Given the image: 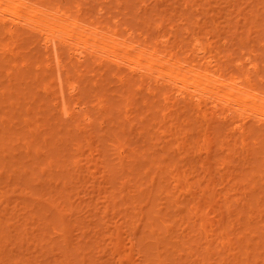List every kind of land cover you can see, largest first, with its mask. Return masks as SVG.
<instances>
[{"label":"rangeland","instance_id":"obj_1","mask_svg":"<svg viewBox=\"0 0 264 264\" xmlns=\"http://www.w3.org/2000/svg\"><path fill=\"white\" fill-rule=\"evenodd\" d=\"M39 1H42L43 4H47V1L59 2L63 6H68L67 8L72 12L78 5H81V17L86 18L84 20L89 18L88 20H94L103 26L111 25L115 19L119 20L118 28L122 34L127 31L125 29L130 28L138 34L135 41L142 42L143 38H148L149 46L152 48L159 47V44H156L159 34L170 36L171 41L174 40V35H169L168 22L164 23L161 30L155 28V23L151 29L149 28L150 30L144 23H140L145 19L144 16L149 14L150 9H152L153 16L154 14H157L156 17L166 15L174 24L180 23V12H183L184 9L187 11V8L182 7L186 0ZM197 1L203 5L201 7L203 9L188 7V10L196 11L195 17H198L199 12L210 13L213 17L208 14L203 21L206 23L210 18L212 19V23L207 22L208 28H211L214 25L213 21L220 16L214 13L223 12L224 16H220L221 18L217 20L222 24L220 26H223V29L220 28L222 30L221 33H218L220 36L215 39L222 41V37L228 38V44L221 48L225 55L230 54L233 59L237 60L242 58V52L249 51L251 45L257 44L256 47H258L260 34L264 35L262 32L264 26L258 22L261 19L264 22V14H261L264 13L262 1H258L259 6L260 3L262 5L261 7H257L258 3L254 0H226L228 4L225 0H209L208 3L206 0H193L194 4L192 2L188 6H196ZM218 1H224V3H218ZM231 1L234 2L231 3ZM241 1L243 2L241 3ZM245 1L247 3L250 1V4H246ZM237 2L239 8L244 4L248 5L245 10L244 7L242 9L247 15L251 14L249 8L256 10L251 15H254V21L256 19L262 27L249 34V38L251 35L255 36L256 32L258 34L253 38L251 36L252 40L249 41V45L241 44L236 37L247 38L248 34H244V29L254 22L244 23L243 20V22L239 20V13H235V10L238 9ZM206 3L209 6L205 5ZM235 4L237 5L236 9ZM192 7L194 8V6ZM259 8H262L261 13ZM229 11L232 12L229 13ZM143 13H145L144 16H142ZM242 13L240 12L241 19L246 15L242 16ZM259 13L261 15L257 16ZM202 14L199 15L204 19ZM228 14L231 15L230 18L233 19L232 16H234V19L239 21L235 23L234 19H231L234 23H230ZM149 16L153 17L151 12ZM191 17H193V13ZM248 19L251 20L249 16ZM191 20H194V17ZM215 23L217 24L216 21ZM140 24H144L147 28ZM220 26L218 23V27ZM8 27L7 25L2 29L0 26L2 30H0V222H2L0 223V235H6V237L3 236L6 238L4 241L0 236V264H118V258L119 260L123 259L121 261L124 262H120L124 264H151L156 262L158 256L163 259L162 264H230L231 262L264 264V234H262L264 232V228H262L264 226V180H259V175L264 174V165L260 160H255L259 159V156L252 157L254 156L252 150H255L257 145L250 142L248 148L251 149L242 150L245 158L242 153L239 154V151H236L231 155L232 164L228 161L226 169L220 167L218 162L226 155L227 151L224 153L216 151L217 145L213 147L211 154L201 149L204 147L202 144L206 141V137L200 133L198 124L189 121L188 114L190 112L186 110L188 105L184 99L179 98L176 103H173L176 99L171 98L165 107L166 110L159 103L155 104V107H145L143 106V94L138 93L135 87L129 88L130 85H123L119 81L117 76L119 72L130 74L125 69L117 70L114 63L102 60L96 62L95 58L89 56L85 57L83 62H79L73 57L69 59V49L66 47L62 48L66 71L69 72L68 74L73 80H77L75 78L76 71H80L83 78L79 80L78 93L73 98L83 96L88 113L94 119L91 124L84 125L79 116H75L73 119L63 118L58 111V106H54L57 92L52 78L55 71L52 72L51 66L50 71L47 69L49 66L44 53L42 54L44 46H42L41 39L28 28L15 27V36H17L15 41L9 36ZM25 37L26 39H24ZM178 39L187 42L189 35L185 34L181 28ZM220 41L218 45H220ZM22 51L26 53L24 56ZM262 51L264 49L260 52L264 57ZM32 55H35V58L30 59L33 57ZM20 61L27 64L29 61V64L26 65ZM224 61L226 62V57L222 59V62ZM36 74L47 77V85L51 87L46 86L42 77L36 80ZM94 74L96 75L94 76ZM87 79L86 87L84 80ZM94 84L96 86L99 84V86L96 88ZM46 88L48 89L46 90ZM66 89L68 91V87L64 86V94H67ZM98 91L100 95L97 93ZM74 99L68 101L69 109H72ZM99 99L103 101L104 108L102 110H98L99 108L96 107L99 106ZM127 102L129 105L126 106ZM155 108L160 109L161 112ZM162 112L167 115L164 116ZM175 132L179 133L175 134ZM86 136L90 138V145H87L84 139ZM194 140L199 143H195ZM76 141L83 143V147L79 151H75L73 142L76 143ZM118 145H122L125 149L124 159L118 158L119 155L114 149ZM259 147L261 148L262 145ZM71 153L75 154L71 156ZM120 159L123 161L121 162ZM50 161L52 162L50 163ZM76 161L79 167L74 168ZM204 161L205 168H209V171L200 167V162ZM120 164L126 165V170L120 171L124 168ZM254 165L260 171L259 175L256 173L258 176L252 179L254 181H249V183L239 181L241 175L252 172ZM129 170L131 171L129 172ZM153 173L157 175L156 177L154 175L155 179L151 181ZM61 174H65L67 177L64 178V175L61 177ZM176 174H179L180 180ZM213 175H215L216 182L222 176L230 178V184L226 185L227 187L225 186L224 189L218 184L215 185L216 183L214 187L218 188L215 189L216 191H219L217 199H220L218 205L220 204L219 207L221 206L223 209L221 212L226 213V215L224 214L225 218L235 226L230 231L229 238L233 237L236 244L231 245L233 248L231 246L225 250L224 248H212L210 253H205V240L197 234V231L192 232V225L187 219L191 212L186 210L184 205L185 200L191 198L190 196L195 195L196 192H187L188 187L185 185L187 182L195 183L199 180L202 186H206L207 179ZM178 184L180 186H178L177 199L180 198L178 199L180 209L175 212V206L174 209L169 207L167 193H164L163 190L168 188L173 191ZM226 188L227 190L228 188L232 189L229 191V200L231 201L243 199L245 195H247L246 199L255 198L251 203L253 204L252 209H254L252 219L255 221V225L261 228L259 227L258 233H254L255 237L250 241L249 248H243L242 244L240 248L235 237V233L239 231L237 228L242 223L235 217L237 210L234 209L235 211L230 215L225 211L223 201L226 196L224 192H227ZM61 191L62 193H60ZM247 191L252 192L249 194ZM149 193L151 194L150 198L148 197ZM145 197L148 198L144 199ZM151 199H153L152 202ZM59 201L62 207L65 206L62 211L59 207L55 210V205ZM243 201L246 200H242L241 203ZM32 204L36 205L33 211L30 207ZM106 206L108 208L104 211ZM156 209H161V211L157 212ZM166 210L174 211H170L169 216H166L164 215ZM58 211L60 215L56 214ZM212 211L214 212L210 213L209 217H212V226L217 230L216 219L218 216L215 213L218 211L215 212V208ZM215 215L217 217H214ZM59 216L64 218L65 224H67L65 227L57 220ZM199 219L198 222H201L202 218ZM25 223L27 224L25 225ZM167 224L169 226L164 230L163 227ZM20 226L21 231L19 230ZM17 227L19 233L16 231ZM24 227L27 228V231L22 234ZM57 230L64 233V241L63 237H54V232ZM251 234L248 233L246 237ZM36 236L39 242H34L33 238ZM117 236L120 240L119 246H116V242L119 241L115 240L118 239ZM51 237H54L53 244ZM36 243L41 244H37V246ZM115 251L118 254H115ZM129 254L131 255L128 258L126 255Z\"/></svg>","mask_w":264,"mask_h":264},{"label":"bare ground","instance_id":"obj_2","mask_svg":"<svg viewBox=\"0 0 264 264\" xmlns=\"http://www.w3.org/2000/svg\"><path fill=\"white\" fill-rule=\"evenodd\" d=\"M206 1H207V3L209 2V0H206ZM254 1H256L258 3L259 0H254ZM192 2H193V0H186L185 4L183 3L182 7L187 8V11H186V9H184L183 12L182 11L180 12V23H178V24H174L171 21V19L168 18L166 15H160L159 17H156L157 14H154V16H153L152 11H151L152 9H150V11L148 12L149 14L151 12V16H153L152 18L149 16L148 13H147L148 14L147 16H144L145 13H143L142 16H144L145 19H143V21H140V20L139 21H140V23L141 22L144 23L148 27V30L151 29V27L154 23H155V28H157L158 30H161L164 26V23L168 22L167 25H169V29H170L169 35H174V40L171 41L170 36H166L165 34H159L158 39L156 40V44H159L158 48L150 47L149 43H148V38H143L142 42L135 41V37L138 34H136L130 28L125 29V31L126 30L127 31L124 34H122L120 32V29L118 28V26L120 25L119 20L115 19V21L112 22L111 25L109 24V25L103 26V25L97 24V22L94 20H92V21L88 20L89 18L87 20H84L86 18L81 17V15H82V13H81L82 10L80 8L81 5L80 6L78 5L79 7L77 6L75 11L72 12V11H70L69 8H67L68 6L67 7L63 6L59 2H55V1H50V2L47 1V4H43L42 1H39V0H0V26L2 29H3V27H7V25L9 26L7 29L8 34L12 39L14 38L13 40H15V38L17 37V36H15L16 35L15 29H14L15 27H22V28L24 27L26 29L28 28L33 34H35L36 36H39V38L41 39V41L43 43L42 46H44V49H43L44 52H42V54L44 53L45 58H46V62H48V66H49L48 67L46 65L48 67L47 69L50 71L49 68L52 67L53 68L52 72L55 71L53 73L54 79L52 78L54 85H55L56 92H57V95L55 97L56 101L54 103V106L55 107L58 106V109H59L58 111L61 114V117L73 119L75 116H79L81 121H82V124H84V125L91 124L93 122V119H94L88 113V110L85 106L86 104L83 102L84 97L82 96V97H76L75 99L73 98L78 93V88H79L78 82H79V80H81L82 76H81V73L78 69L79 67L77 68L79 72L76 71V77H75L78 81L75 79H74L75 81L73 79H71L70 75L68 74L69 72L66 71L65 61L63 60V57H62L64 54L62 48L66 47L69 49V53H68L69 59H72V57H73L74 59L76 58L75 60H78L79 62H83V59H85V57L89 56V57L95 58L96 62L101 61V60L102 61H110L116 65L117 70H119L120 68L125 69L130 74H124V73L121 74L122 72H119V75H117L115 73H114V75H117L119 77V81L121 83H123V85H128V86L130 85L129 88L135 87L136 91L138 93L143 94V97L142 96L141 97L144 98L143 106H145V107H148V108L155 107V104L158 105V103H159V105L165 109V107H167L168 103L170 102L171 98L176 99L175 101H173V103H176L177 99H179V98L184 99V101L188 105L186 107L187 108L186 110H188L190 112L188 114L189 115L188 118L190 119L189 121L194 122V124H198L197 127L198 126L200 127V128L198 127L200 129V133H202V135L204 137H206V141L202 144V146H204V147H201V149L203 151H205L206 153L211 154L213 152V147L215 145H217L216 151H220L223 153L227 151L226 155H224L219 160L220 162H218L220 167H224L226 169L225 166H226L228 161L230 162V164H232L231 163L232 153L239 151L238 153L239 154L242 153V155H243L242 150H245L246 148L248 150H250L251 148H248V145L250 144V142H253L255 145L258 146L257 148H255V150H252L254 156H252V155L251 156L255 157V158L259 156V159H255V160H260V162H262V165H264V57H262V54L260 53L261 50L264 49V35L260 34V37H259L260 40H259V42L257 41L259 43L258 47H256L257 44L251 45V48L249 49V51L247 53L242 52V55H243L242 58L235 60L232 58V56L230 54L225 55L223 53V49H221L222 47L226 46V44H228V42H229L228 38L222 37L221 38L222 41L219 40L220 45H218L219 41L215 39V38H219V36H220V34H218V33H221V31H222V30H220V28L222 27V29H223V26H220L222 24H220V22L217 21L219 18H221L220 16H224L223 12H221L220 14H217V12L214 13L215 15H220V16L218 17V19L213 21L214 25H212L211 28H208L209 25H207V22L212 23V19L210 18V20L207 21L206 23L203 21H205V17H207L208 14H210V13L205 12V14H202L199 12V14H202V17L204 16V19H202L201 15H199V14H197L198 17L196 16L197 19H195L196 18L195 13H197V12L196 11L193 12V10H190V9H195V8H197L198 10H199V8L203 9V8H201V7H203V5H201V3L197 1L198 3H200L199 4L200 6L198 5V3L197 4L195 3L196 6L192 5V6H194V8L192 6L191 7L188 6L189 3L191 4ZM220 2L218 1V3H220ZM225 2H226V0H225ZM232 2H234V1H231V3ZM238 2H237V5H238ZM242 2L243 1H241V3ZM245 2H246V4H250L249 3L250 1H248V3H247V1H245ZM259 2L264 3V0H260ZM119 3H121V2H119ZM203 3H204V1H203ZM207 3L205 5L209 6ZM218 3H217V5H218ZM221 3L223 4L224 1ZM235 3H236V1H235ZM261 3H260V6H259V3H258V6L256 4L255 5L257 7H261L262 5H264V4L261 5ZM192 4H194V2ZM213 4H215V3H213ZM222 4L221 5L219 4V5L222 6ZM246 4H244V6H241L240 8H239V5L237 7V5L235 4V9H236V7L238 9L235 10L233 7H232V9L235 10V13H237V14L239 13V16H240L239 20H241V21L243 20L244 23L245 22L249 23L250 21L254 22V24L251 23V25L247 26L245 29L243 27L244 34H246V33L248 34V35L246 34L247 38H245V39L239 38L241 36L236 37L237 40L239 39V42L241 44L245 43V44L249 45V41L252 40L251 36H252V38L254 36V35H251L249 38L248 37L249 34H252L255 31H258L257 28H262L261 25L264 26V22H262V19H261V21H258L260 24L262 23L260 25L256 21V19L254 21V15H251V14L255 13L256 10H252L251 8H249L248 10H249V13L251 12V14L247 15V13H244V11L242 9L244 7V10H245V7L248 6V5L246 6ZM119 5H121V4H119ZM210 5H211V3H210ZM212 6H215V5H212ZM220 6H218V7H220ZM188 7L190 8L189 9L190 12L188 10ZM262 8H264V6H262ZM262 8H259L260 13H261ZM207 9H209V8L207 7ZM145 10H147V9H145ZM99 11H101V10H99ZM185 11L188 12L190 15L188 16V13H186ZM209 11H211V9H209ZM223 11H224V9H223ZM236 11H238V12H236ZM191 12L193 13L194 20H191V18H193V17H191V15H192ZM230 12H232V11H229V13ZM240 12L241 13L243 12L242 16H244L246 14L245 18L242 17L243 19H241ZM141 13H142V11H141ZM260 13L257 16L264 14V13H261V14ZM228 15L230 18L231 15L230 14H228ZM250 15H251V17H250ZM248 16H249V18H251V20L248 19ZM232 17L234 19V16H232ZM140 19H141V17H140ZM150 19H151V21H150ZM231 19L232 18L229 19L230 23H234V22L237 23L239 21L238 19L235 18L234 20L232 19L234 21L233 22V21H231ZM247 20H249V21H247ZM258 20H260V19H258ZM215 21L217 22V24L215 23ZM218 23H219L220 27H218ZM144 24H140V25L144 26ZM242 25H244V24L242 23ZM146 26H144V27H146ZM229 26L230 25L228 24V27ZM235 26H237V25H235ZM1 28H0V30H1ZM181 28L185 34L189 35V40L187 42H185L184 40L178 39L179 31ZM246 30H248V31L246 32ZM262 32H264V31H262ZM256 33H255V36H258V34H256ZM244 34H243V36L246 37V35H244ZM24 39H26V37ZM257 39H258V37H257ZM24 44H26V43H24ZM24 47H26V46H24ZM4 49H5V47H4ZM21 53H23V51ZM262 53H264V51H262ZM19 54H20V52H19ZM24 54H26V53H23L22 55L24 56ZM27 54H28V52H27ZM259 56H261V57H259ZM225 57H226V62L225 61L222 62V59H224ZM18 58H19V56H18ZM31 58H35V55L33 57H30V59ZM24 59H25V57H24ZM22 60H23V58H22ZM24 61H20V62H23L26 65H28L30 60L28 61V64ZM93 62H95V61H93ZM85 63H86V61H85ZM25 64L23 65L24 67H25ZM31 64H33V63H31ZM88 64H90V63H88ZM92 64L93 63L91 62V66H92ZM16 66H15V68H16ZM23 66H22V68H23ZM70 66H71V63L69 65V67ZM74 70H76V69H74ZM44 74H46V73H44ZM48 75H49V73H48ZM95 75L96 74H94V76ZM112 76H113V74H112ZM41 77H42V80L46 82L47 77L41 76L40 74H36V76H35L36 80L41 79ZM48 79H50V78H48ZM84 82H86L85 84L87 87L88 79L86 81L84 80ZM45 84H46V86H48L47 82ZM96 84H97V82H96ZM80 85H81V83H80ZM64 86L68 87V91L66 89L67 94L65 93L66 96L64 94ZM90 86H92V85L90 84ZM98 86H99V84H98ZM98 86H96V88ZM48 87H51V86H48ZM80 88H81V86H80ZM47 89L48 88H46V90ZM84 92H85V90H84ZM97 93L99 94L100 92L98 91ZM130 93H132V92H130ZM130 96H131V94H130ZM130 96L127 95V97H130ZM160 97H161V99H160ZM71 99H74V103L71 107L72 109H69L68 101ZM98 101H100V99ZM127 104H128V102L126 103V106H127ZM98 105L99 106H96L97 108H99L98 110H102L104 108L102 100L99 102ZM139 108H142V107H139ZM156 110H158V108ZM165 110H163V111H165ZM158 111L161 112L160 109ZM138 112L140 113V110H138ZM165 115H167V114L165 113L164 116ZM156 116H158V115H156ZM77 129H78V126H77ZM176 133H179V132H175V134ZM177 137H178V135H177ZM75 139H77V138H75ZM84 139H85L87 145L91 144L90 138H88L86 136V138L84 137ZM177 140H179V138H177ZM72 141H75V140H72ZM194 142L199 143V141H196V140H194ZM76 143H77V141H76ZM76 143L73 142V144L75 145V149H76L75 151H79L83 147L82 146L83 143H81V141H79L77 144ZM259 145H262V147L260 148ZM67 146H68V144H67ZM115 147L116 148H114V149H116V151L119 155L118 158L120 157V158L124 159L123 157H125V155H124L125 149L123 148V146L118 145V147L117 146H115ZM240 151H242V152H240ZM73 154H75V153H73ZM73 154L71 153V156ZM54 156H55V154H54ZM244 158H245V156H244ZM67 159H68V156H67ZM99 159H101V158H99ZM122 159H120L121 162L123 161ZM241 160H243V158H241ZM71 161H74V160H71ZM51 162L52 161H50V163ZM103 162H104V160H103ZM244 162H246V161H244ZM48 163H49V161H48ZM200 163H201V165H200L201 168H204V170L209 171V168H205V161L200 162ZM251 163H253V162H251ZM75 164L76 165L74 168L79 167L77 164V161ZM244 164H246V163H244ZM247 164H248V162H247ZM65 166H66V164H65ZM125 166L121 165V167H124V168L121 169L120 171L126 170ZM63 167H64V165H63ZM63 167H62V169H63ZM139 168H140V166H139ZM252 168H253L251 170L252 172L245 174V175H241L239 178V181L241 180V182H247V183H249V181L253 182L254 180H252V179H254L255 176H258L260 171L258 170V167L255 165ZM227 169H228V167H227ZM130 171L131 170H129V172ZM155 172H157V171H155ZM61 173H63V172H61ZM137 173H139V172H137ZM256 173H258V175ZM104 174H103V176H104ZM144 174L146 175V173H144ZM154 175H155V173H153V175L151 177V181H154L157 174L155 175V177H153ZM176 175H178V180H180L179 174H176ZM62 176L64 178L67 177V175H65V174H61V177ZM259 176H260L259 180H264V174H261ZM61 177H60V179H61ZM207 180H208V182H207L206 186H202V184L200 183L199 180L196 181L195 183L187 182V185H185L186 187H188L187 192H191V193L196 192V194L195 195L192 194V196H195V197L190 196L191 198L185 200L184 205H185V209L190 210V212H191L190 216L189 215L187 216V219L192 225V227H191V229L193 228L192 232L197 231V234L205 240V243H206L205 246L206 247L204 248L205 249L204 252L210 253L211 250H213L214 248H224V250H225V248H229L232 244L233 245L236 244V242L234 243L235 240L233 239V237L229 238L230 231L233 230L235 226L233 225L232 222L228 221L225 218L226 216H224V214L226 215V213L221 212L223 209H221V206L219 207L220 204L218 205V202L220 199H217V196H218L217 192H219V191H216L218 188L216 189L214 187V184L216 183L215 185L218 184L219 186H222L224 189V187L226 185L230 184L229 183L230 178L222 176L220 178V180L218 179L217 180L218 182H216L215 175H213V176L209 177ZM256 181L258 182V180H256ZM211 185H212V187H211ZM178 186H180V184L176 185V187H174L175 190H173V191H170L168 188H165L163 190L164 193H167L166 195H167V197L169 199V203H170L169 207L171 209L172 208L174 209V206H175V212H177L180 209V201L178 203V199H180V198L177 199V197H178V195H177ZM231 190H232L231 188H228V190L226 188L227 192L226 193L224 192V195H226V196H224L225 198L223 201L225 211L227 212L228 215H230L233 213V211H235L234 209L237 210L235 217L238 220H241L242 223L237 228V231L238 230L239 231H238V233H235V237H236L238 243L240 244V248L242 245H243L242 246L243 248H249L250 241H252V239H254V237H255L254 233L255 232L258 233V231H260L259 230L260 226H256L255 221H253V219H252V217H254L252 215V213H253L252 211L254 209H252L253 204H251V203H253L252 201H254L255 198L246 199L247 195H245L244 197L242 196L243 199H237L236 200L234 198L235 200L231 201V200H229L230 199L229 191H231ZM251 192L252 191H250V193ZM60 193H62V191ZM150 193L148 196L149 198L151 197ZM248 193L245 192V194H248ZM197 194H198V196H197ZM242 195H243V193H242ZM227 196H229V197H227ZM248 196H250V195H248ZM148 197H145L144 199H146ZM37 199H39V198H37ZM152 200L153 199H151V202H152ZM242 200H246V201H243V203H241ZM52 201L54 202V200H52ZM64 202H65V200H64ZM32 205L30 207H31V210L33 211L34 206H36V205H33V206ZM55 207H54L55 210H57L59 207L62 211V210H64L65 206L62 207L61 203L59 201L57 203V205H55ZM107 208H108V206H106L104 211H106ZM214 208H215V212L218 211V213H215L218 216V218L216 219L217 220L216 221L217 222L216 228H218L217 230H219L218 233H215V231H217V230H215L212 226L213 225V222L211 221L212 217H209V214L210 213L212 214L214 212V211H212V209H214ZM247 208H249V210H247ZM25 209H26V207H25ZM60 209H59V211H60ZM32 211H30V212H32ZM59 211L56 212V214L60 215ZM156 211L160 212L161 209H156ZM170 211H174V210H169V211L166 210L164 212V215L169 216ZM216 215L214 217H217ZM199 218H202L201 222H198V220H200ZM57 220L64 227L67 225V224H65L64 218L62 216H59L57 218ZM0 223H2V222H0ZM27 223H28V221H27ZM27 223H25V225ZM168 226H169V224L164 225V227H163L164 230L166 228H168ZM25 227L23 228L22 234H25L27 231V228H25ZM262 228H264V226H262ZM16 229H17L16 231H18V227ZM19 230L20 231L22 230L21 226H20ZM60 231H58V230L55 231L54 237H57V236L63 237V241H64L65 235L62 231H61V233H59ZM18 233H19V231H18ZM248 233L249 234L252 233V234H251V236L249 235V237H246ZM262 234H264V232H262ZM262 234H259V235L261 236ZM0 236L6 237V235H0ZM37 236H39V235H37ZM37 236L33 238L34 242H39V239L37 238ZM118 236H119V234H118ZM54 237H51V239H52L51 243L52 244H53ZM245 238H248L249 240H247ZM4 239H6V238L3 237L2 240L4 241ZM115 240L116 241L119 240V237H118V239H115ZM130 242H131V240H130ZM37 244L39 245L41 243H36V245ZM119 244H120V240L116 242V246H119ZM133 244L134 243L132 242V245ZM66 247H67V245H66ZM231 247L233 248V246H231ZM145 248H147V247H145ZM148 248H149V246H148ZM116 252L117 251H115V254H118ZM139 252L141 253V251H139ZM140 253H138V254H140ZM247 254H250V252H247ZM130 255L131 254L126 255V256L128 257ZM121 260H123V259L119 260V258H118V264H120L121 262H124ZM162 260L163 259L160 256H158L156 262L151 263V264H157V263L162 264ZM121 264H124V263H121ZM230 264H239V263L231 262Z\"/></svg>","mask_w":264,"mask_h":264}]
</instances>
